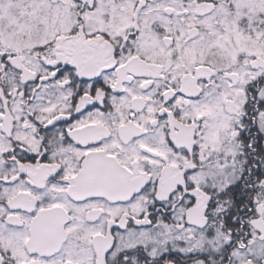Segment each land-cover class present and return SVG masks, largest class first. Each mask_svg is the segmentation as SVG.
Segmentation results:
<instances>
[{"label": "snow or ice", "instance_id": "1", "mask_svg": "<svg viewBox=\"0 0 264 264\" xmlns=\"http://www.w3.org/2000/svg\"><path fill=\"white\" fill-rule=\"evenodd\" d=\"M0 264H264V0H0Z\"/></svg>", "mask_w": 264, "mask_h": 264}]
</instances>
